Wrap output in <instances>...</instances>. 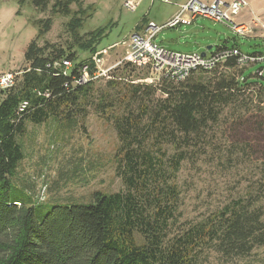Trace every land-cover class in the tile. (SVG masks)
<instances>
[{
  "label": "trees",
  "instance_id": "obj_1",
  "mask_svg": "<svg viewBox=\"0 0 264 264\" xmlns=\"http://www.w3.org/2000/svg\"><path fill=\"white\" fill-rule=\"evenodd\" d=\"M48 4V0H31L42 12ZM75 4L80 17L93 10V5L84 10L81 0H54L50 9L67 16ZM51 23L50 18L37 21L36 38L24 53L20 83L14 89L0 90V264H194L204 247L211 246L224 257L264 247V198L254 187L246 198L239 197L211 213L205 222L169 236L180 195L177 171L195 151L193 146L219 123L226 109L241 118L243 111H250L249 104L258 108L264 103V82L244 78L235 58L209 72L193 71L177 84L166 79L158 86L130 84L123 80L139 78L133 77L135 70L130 68L115 73L120 81L107 82L110 88L121 86L128 101L126 106L121 101L115 108L119 112L110 116L118 139L115 175L121 179L123 192H94L89 203L66 205H34L23 192L12 197L11 178L23 158L17 138L24 134L25 122L73 123L92 91L93 83L71 86L77 67L89 62L88 58L78 60L77 52L63 49L47 54V48L37 46ZM80 24L75 17L71 25L75 38ZM87 36L77 40L76 47L91 54L103 32L90 31ZM225 48L223 42L215 50ZM231 48L239 50L236 43ZM62 58L74 63L71 77L53 67ZM196 72L198 77H194ZM255 77L262 78L258 73ZM158 91L164 97L152 99ZM24 101L28 107L19 112ZM132 101L138 103L135 112L129 105ZM104 104L105 99L103 112L113 108ZM162 143L171 146L170 155L161 149Z\"/></svg>",
  "mask_w": 264,
  "mask_h": 264
},
{
  "label": "rangeland",
  "instance_id": "obj_2",
  "mask_svg": "<svg viewBox=\"0 0 264 264\" xmlns=\"http://www.w3.org/2000/svg\"><path fill=\"white\" fill-rule=\"evenodd\" d=\"M124 1L81 0L84 10L89 5H93V10L80 17L76 4L70 6L69 15L60 16L51 12L54 0H48L49 6L44 12L31 5V0H0V74L20 73L25 68L24 53L36 38L37 21L52 20L49 31L37 41L38 47L47 48V54L63 49L66 53L77 52L78 60H91L95 52L102 50L105 66H109L124 55L121 43L137 31L143 19L161 25L169 14L172 13L171 17L179 9H174V0L168 3L144 0L131 14L122 8ZM75 17L81 22L76 38L71 31ZM96 30L103 32L97 50L91 54L79 51L77 40H86L90 31ZM253 32L257 34L254 29ZM261 32L264 34L263 28ZM155 42L169 51L183 54L212 52L223 42L229 45L235 42L243 54H264L263 39L238 36L228 25L205 18L197 19L190 27L162 29ZM208 46L212 48L207 51ZM260 69L263 70L262 78H257L255 74ZM241 70L244 78L264 82V62ZM132 74L139 78L145 76L138 70ZM198 75L196 72L194 77ZM21 76H16L17 83ZM107 82L100 80L91 85L89 98L86 104L82 103L83 111L73 118V123L52 119L40 125L25 122V132L17 138L23 158L11 178L12 197L21 196L23 192L34 205L86 204L94 192L109 195L125 190L120 177L115 175L118 139L110 116L119 112L117 107L121 101L123 106L128 101L121 86L110 88ZM149 85L159 84L154 81ZM153 96L156 100L164 97L159 91ZM104 99L105 104L113 105L105 112ZM129 103L135 112L138 103ZM248 107L250 111H243L241 118L226 109L219 123L212 126V130L207 129L203 140L193 146L195 151L190 158L182 162L176 175L180 195L170 237L190 224L205 222L211 213L239 197L246 198L253 187L263 200L264 103L258 108L253 104ZM160 145L168 155L173 152L170 145ZM195 259L194 264H264V247L256 246L239 257H224L211 246L204 247Z\"/></svg>",
  "mask_w": 264,
  "mask_h": 264
},
{
  "label": "built area",
  "instance_id": "obj_3",
  "mask_svg": "<svg viewBox=\"0 0 264 264\" xmlns=\"http://www.w3.org/2000/svg\"><path fill=\"white\" fill-rule=\"evenodd\" d=\"M144 0H125L122 8L128 13L133 14ZM154 0H150L153 2ZM168 3V0H162ZM248 0H214L210 3H202L198 0H189L188 3L181 5L172 18L156 25L148 22L142 32H134L127 41L121 43L124 46V55L112 65L105 66L103 61L104 51L95 52L89 62L78 66L76 76H74L71 86H85L100 80L120 81L115 73L124 68L138 70L146 74L142 78H126L125 82L130 84L149 85L152 82L160 83L163 79L175 84L185 81L191 76L193 71L209 72L219 68L226 60H236L237 67L243 69L264 62V54L251 55L243 54L237 49L225 48L205 52L202 57L199 53L183 54L172 52L155 42L156 36L162 29H176V27H189L197 19H208L214 23H223L230 27L234 34L244 37L250 32L248 25L239 23L237 17L240 12L248 7ZM117 45V44H116ZM115 47V46H113ZM109 47V49L113 48ZM62 76H70L74 63L62 58L54 62ZM262 76L263 70L257 72ZM20 73L0 74V90L6 91L14 89L17 85V77ZM44 96L48 97L47 94ZM28 107L27 102L19 105L18 111L23 112Z\"/></svg>",
  "mask_w": 264,
  "mask_h": 264
},
{
  "label": "crops",
  "instance_id": "obj_4",
  "mask_svg": "<svg viewBox=\"0 0 264 264\" xmlns=\"http://www.w3.org/2000/svg\"><path fill=\"white\" fill-rule=\"evenodd\" d=\"M168 1H170V0H168ZM198 1H200L202 3H204V2L210 3L214 0H198ZM225 1L231 2L232 0H225ZM174 2L175 3L173 5H174V9H175V7L179 8L181 5L188 3L189 0H174ZM248 3H249L248 7L240 12V15L237 17V21L239 23H243V24L248 25L250 28V33H248V35H250L251 33L252 34L250 36H248V35L245 36V38L256 39V40H262L263 39L264 40V34L261 32L262 28L264 30V0H248ZM171 14L168 15V18L170 17ZM172 17H173V15L170 18H172ZM168 18L166 19V21L170 19V18L169 19ZM142 21H145V24L142 23V25H140L141 23H139L140 26L137 28L138 32H142V30L145 29V27L148 23L147 21H149V20L144 19ZM166 21H164V22H166ZM193 24H191V25H193ZM253 29L255 31H257L256 35H254ZM234 45H235L234 42L231 45L226 43V47H228V48H231ZM239 51L241 52L240 49H239Z\"/></svg>",
  "mask_w": 264,
  "mask_h": 264
},
{
  "label": "water",
  "instance_id": "obj_5",
  "mask_svg": "<svg viewBox=\"0 0 264 264\" xmlns=\"http://www.w3.org/2000/svg\"><path fill=\"white\" fill-rule=\"evenodd\" d=\"M212 48V46H208V47H206V50H210ZM202 57L205 55V53H202V54H200Z\"/></svg>",
  "mask_w": 264,
  "mask_h": 264
}]
</instances>
